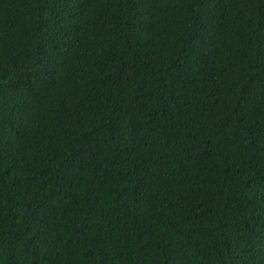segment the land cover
Listing matches in <instances>:
<instances>
[{
	"label": "trees",
	"instance_id": "obj_1",
	"mask_svg": "<svg viewBox=\"0 0 264 264\" xmlns=\"http://www.w3.org/2000/svg\"><path fill=\"white\" fill-rule=\"evenodd\" d=\"M0 264H264V0H0Z\"/></svg>",
	"mask_w": 264,
	"mask_h": 264
}]
</instances>
